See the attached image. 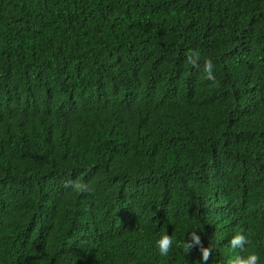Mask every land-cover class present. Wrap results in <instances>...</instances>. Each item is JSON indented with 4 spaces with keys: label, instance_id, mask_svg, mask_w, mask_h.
<instances>
[{
    "label": "trees",
    "instance_id": "1",
    "mask_svg": "<svg viewBox=\"0 0 264 264\" xmlns=\"http://www.w3.org/2000/svg\"><path fill=\"white\" fill-rule=\"evenodd\" d=\"M193 232L264 264V0H0V264H200Z\"/></svg>",
    "mask_w": 264,
    "mask_h": 264
},
{
    "label": "clouds",
    "instance_id": "2",
    "mask_svg": "<svg viewBox=\"0 0 264 264\" xmlns=\"http://www.w3.org/2000/svg\"><path fill=\"white\" fill-rule=\"evenodd\" d=\"M187 57V63L191 64L194 67H198L199 60H200V54L198 51H190L189 53L186 54ZM204 72L206 74V79L209 81H212L213 86L216 85V79L215 76L213 75V64L210 58H206L204 60ZM65 187H71L74 191L83 193L85 191H91L88 186L80 181H69L68 183L65 184ZM56 193L55 196H58V191H55L54 194ZM249 241L247 237L241 233H237L234 235L231 240L229 241V246L232 249H244L245 245L248 244ZM173 244V239L170 235L165 233L161 236V238L156 241V246L159 250V253L161 255L166 256ZM193 247H197L200 251V264H207L211 257L212 249L210 246L204 247L201 244V239L200 236L193 232L190 233L188 241L185 243L184 248L186 251H189ZM259 262V257L257 254L250 253L246 257H241L237 256L233 259H230L228 261V264H258Z\"/></svg>",
    "mask_w": 264,
    "mask_h": 264
},
{
    "label": "rangeland",
    "instance_id": "3",
    "mask_svg": "<svg viewBox=\"0 0 264 264\" xmlns=\"http://www.w3.org/2000/svg\"><path fill=\"white\" fill-rule=\"evenodd\" d=\"M54 195H56V193Z\"/></svg>",
    "mask_w": 264,
    "mask_h": 264
}]
</instances>
